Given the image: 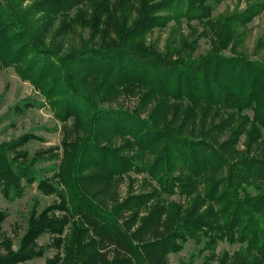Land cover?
<instances>
[{"label": "trees", "instance_id": "trees-1", "mask_svg": "<svg viewBox=\"0 0 264 264\" xmlns=\"http://www.w3.org/2000/svg\"><path fill=\"white\" fill-rule=\"evenodd\" d=\"M27 1L0 0V63L50 103L64 154L44 179L25 139L0 144L4 198L36 184L57 199L31 213L15 251L0 241V264L42 258L46 234L57 252L45 264H168L188 240L204 243V264H264V62L217 52L264 3L214 17L217 0H136V16L128 0ZM193 21L211 36L207 56L175 49L197 43L175 34L160 53L146 46L153 28L185 23L190 36ZM74 23L91 36L65 47ZM128 97L133 110L112 106ZM130 172L148 190L122 198ZM219 241L240 247L218 256Z\"/></svg>", "mask_w": 264, "mask_h": 264}, {"label": "rangeland", "instance_id": "rangeland-1", "mask_svg": "<svg viewBox=\"0 0 264 264\" xmlns=\"http://www.w3.org/2000/svg\"><path fill=\"white\" fill-rule=\"evenodd\" d=\"M217 1L219 3L213 12L214 17H229L243 13L251 3L255 2V0ZM261 1L264 3V0ZM86 5L84 6L85 9H87ZM126 6H129L126 13L136 16L138 13L137 1L128 0ZM88 8L90 9V7ZM192 25L195 27V32L190 36L188 35L190 30L186 28L185 23L178 31H174L172 23H168L163 28H153L146 35V46L153 47L152 49L156 52L166 50L170 44V36L175 34L177 39L184 36L188 37L187 41L197 40L195 47L190 44L183 47L174 44L175 49L189 52L192 58L196 60L205 57L213 52L211 36L196 21H193ZM236 35L239 36V39L230 42L225 49H219L218 54L228 58L240 55L250 61L264 62V11L246 27H240ZM90 36L89 28L81 29L80 25L74 23L63 35L62 40L64 46L68 47L70 44H83V41L89 39ZM95 39L98 40L99 38L96 37ZM110 39L111 36L108 41ZM112 106H124L133 110L136 106V100H131L128 97L119 100ZM61 125L62 122L57 119L55 111L40 91L30 81L22 79L13 68L4 67L0 63V144L25 139L26 141L23 142L24 145L20 150L25 151L31 160H40L36 161V169L41 178L49 179L57 172L59 162L64 154ZM145 176L146 174L138 175L130 172L129 178L122 177L117 185L121 197L125 198L127 193L138 194L148 190V186L142 182V178ZM151 183L154 185L153 181ZM172 199L180 200L178 196H172ZM55 200H57L55 196H47L40 192L36 188V184L26 186L23 197L11 201L4 198L0 192V215L5 217L1 225L0 241L8 240L12 244L11 249L15 251L27 230L31 213L34 210L40 213ZM38 243L46 248L44 256L21 264H45L46 259H50L56 254V249L49 247L51 243L49 235H43ZM239 247V244L231 245L225 241H219L215 247V253L218 256L226 252L232 254ZM207 255L208 251L204 249L203 242L196 243L194 240H188L182 245L180 251L168 255V264H204ZM212 264H217V262Z\"/></svg>", "mask_w": 264, "mask_h": 264}]
</instances>
